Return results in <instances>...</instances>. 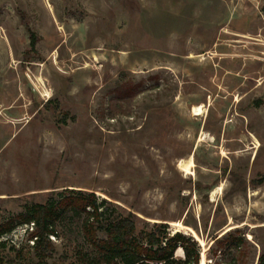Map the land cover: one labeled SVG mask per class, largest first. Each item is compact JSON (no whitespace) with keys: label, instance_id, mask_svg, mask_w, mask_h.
<instances>
[{"label":"rangeland","instance_id":"rangeland-1","mask_svg":"<svg viewBox=\"0 0 264 264\" xmlns=\"http://www.w3.org/2000/svg\"><path fill=\"white\" fill-rule=\"evenodd\" d=\"M66 188L192 236L206 264H257L264 0H0V222ZM28 227L2 237L4 264L36 262ZM50 238L49 261L76 264L81 236Z\"/></svg>","mask_w":264,"mask_h":264},{"label":"trees","instance_id":"trees-1","mask_svg":"<svg viewBox=\"0 0 264 264\" xmlns=\"http://www.w3.org/2000/svg\"><path fill=\"white\" fill-rule=\"evenodd\" d=\"M30 44L33 49V35ZM134 91L135 86L125 79L116 87L118 99L131 98ZM105 202H99L94 192L66 188L61 193L51 190L44 202L27 203L24 212L0 222V264L6 263L3 251L8 245L2 237L20 224L29 225L26 233L27 240L33 241L28 247L37 258L34 264H55L49 261L55 251L50 236L59 232H77L81 236L83 242L75 251L76 264H200V246L192 236L178 231L171 234L164 222L138 229L133 212L111 214ZM231 238L236 240V247L243 245V238ZM231 238H216L215 252ZM178 247L183 249V258L176 257ZM10 248L16 249L13 244ZM23 250L19 246L17 256L23 257ZM257 264H264V229Z\"/></svg>","mask_w":264,"mask_h":264},{"label":"bare ground","instance_id":"bare-ground-1","mask_svg":"<svg viewBox=\"0 0 264 264\" xmlns=\"http://www.w3.org/2000/svg\"><path fill=\"white\" fill-rule=\"evenodd\" d=\"M204 107H206V104L195 105V106L192 107V110H191V111H192V113L195 114V115H201V114H203V112L205 111V110H204ZM193 164H194V162H193V157H192V155H191L190 158H189V160H188L187 162L181 160V161L179 162V167H180V169H182L183 171H186L187 173H191V174H193V170H192V167H191ZM219 188H220L219 186L215 187V188L212 190V195H214V194L218 191ZM180 225H181V224H180ZM200 264H206V258H205L204 253H202V255H201V258H200Z\"/></svg>","mask_w":264,"mask_h":264}]
</instances>
